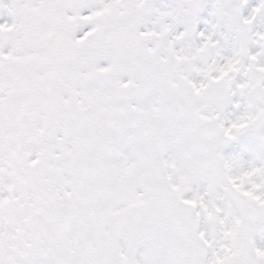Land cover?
Masks as SVG:
<instances>
[{"label":"snow or ice","instance_id":"obj_1","mask_svg":"<svg viewBox=\"0 0 264 264\" xmlns=\"http://www.w3.org/2000/svg\"><path fill=\"white\" fill-rule=\"evenodd\" d=\"M0 264H264V0H0Z\"/></svg>","mask_w":264,"mask_h":264}]
</instances>
